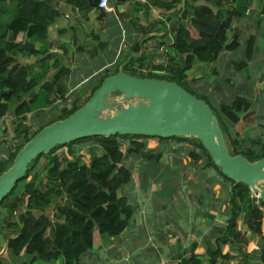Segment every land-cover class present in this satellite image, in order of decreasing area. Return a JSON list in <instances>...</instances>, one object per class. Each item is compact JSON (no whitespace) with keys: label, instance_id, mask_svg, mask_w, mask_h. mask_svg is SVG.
Returning a JSON list of instances; mask_svg holds the SVG:
<instances>
[{"label":"trees","instance_id":"16d2710c","mask_svg":"<svg viewBox=\"0 0 264 264\" xmlns=\"http://www.w3.org/2000/svg\"><path fill=\"white\" fill-rule=\"evenodd\" d=\"M61 2L77 8L84 17L94 9L92 0H0V119L6 115L15 117L12 123L15 125L13 138L16 141L7 148V157L0 158V175L12 165L19 149L40 129L80 108L110 74L122 69L142 78L173 81L187 89L189 71L197 61L211 63L221 52L239 47L238 36L230 37L228 31L232 29L233 20L246 10L242 0L231 7L224 5L223 0H151V4L157 7L166 10L179 8L178 12L182 11L171 26L174 41L170 60L148 64L146 57L153 52H145L144 40L136 42L134 56L128 53L124 59H119L113 69H106L91 94L83 101L76 98L69 107L66 104L69 101L66 96L68 87L64 79L71 73V66L52 52L49 41V28L63 13ZM145 8L146 15H149L148 4H145ZM121 15L123 20L127 17ZM132 23L145 34L154 30L161 31L165 27L164 20L151 21L146 25L135 20ZM64 31L62 29L60 32ZM98 39V52L109 47L108 40ZM255 40L254 35L247 39L245 59L235 62L237 68L247 66L253 57ZM21 55L35 57L37 66L21 63ZM181 55L185 56L184 68L180 62ZM153 69L165 73H154ZM59 99L64 105L55 114L54 103ZM247 101L238 95L231 104L221 102L214 112L230 153L242 154L250 161H256L264 156V144L256 140L259 145L252 148L246 146L247 142L238 139L244 133L241 113L246 103L250 104ZM49 111L54 113L50 120L46 119L37 130L31 131L27 123L28 114L44 116ZM225 120L236 126V131H229ZM146 137L95 135L59 145L58 148L62 149L60 152H55L56 147L34 159L25 176L0 205V234L8 237V246L12 252L16 255L23 251L29 253L32 261L63 256L70 264L79 263L83 253L95 247L99 240L106 243L111 237L122 233L129 222L125 210L130 205L125 197L119 196L118 191L132 178V170L122 163L124 155L134 153L145 157H160L163 154L162 151L146 149V143L142 140ZM159 139L164 146L170 142H190L191 156L199 159L206 155L208 163L222 171L198 138L175 136ZM123 140H128L124 149ZM82 141L90 143L88 159L78 150ZM231 204L224 235L218 237L213 249H208L210 263H216L221 257H233L222 252V245L226 242L236 240L243 245L246 244L244 241L248 242V239L242 238L237 223L239 214L245 212L252 234L259 237V253L264 264V202H256L248 185L233 181ZM52 205L55 210L53 216L47 211ZM14 225L18 226V230H11ZM11 232L15 235L10 236ZM242 253L246 254L243 249ZM202 261V256L192 254L182 264H202Z\"/></svg>","mask_w":264,"mask_h":264},{"label":"crops","instance_id":"0c3cea01","mask_svg":"<svg viewBox=\"0 0 264 264\" xmlns=\"http://www.w3.org/2000/svg\"><path fill=\"white\" fill-rule=\"evenodd\" d=\"M237 1L223 0L224 5L230 7L236 6ZM242 1L246 10L233 20L232 29L228 31L230 37L238 36L240 45L233 50L221 52L213 61L219 62L215 65L216 68L211 69L215 79L201 92L213 101L216 108H219L221 102L231 104L238 95L250 102L246 103L250 106L249 109L241 113L244 133L238 139L247 142L246 146L255 148L259 145L256 140L264 144V0ZM150 2L151 0H115V11L105 12L103 18H100L101 11L98 8H94L84 17L77 8L60 3L62 16L49 28L52 52L68 64L70 62L67 60H76L77 55L82 57L91 52L94 57H98L103 54L102 62L90 72L81 73L77 80L73 76L75 70L69 64L71 73L64 81L69 89L67 95L74 93L78 86L86 84L89 78L96 77L91 85L80 91L82 94L77 90L76 97L81 101L86 99L100 75L108 68L113 69L119 59H124L128 53L134 56V44L141 40H144L146 53H150L151 47H154L151 50L153 54L157 52L156 55L163 56L162 61L154 62L155 56L148 55V64L170 60L165 52H173L171 26L182 11L178 12L179 8L166 10L155 5L151 8ZM145 4L150 8L149 15H146ZM121 14L127 17L123 20ZM134 20L142 25L164 20L165 27L161 31L154 30L145 34L132 23ZM62 29L65 30L64 33L60 32ZM251 35L256 39L253 57L247 66L239 69L235 62L245 59L247 39ZM64 37H69V41ZM97 37L108 40L109 47L98 52ZM164 47L169 50L162 49ZM202 63L197 61L189 73H196ZM29 64L37 66L36 58L33 57ZM202 78L200 74H189V82L196 85L201 83ZM61 101L59 99L54 105L63 102ZM32 116L28 114V120ZM14 119L13 115L0 119V158L5 157L9 145V138L2 136V133L6 129L8 132L7 123H12ZM225 121L229 131H236V126ZM142 140L146 143V149L162 151L163 154L160 157H145L134 153L124 155L122 163L132 170V178L121 186L118 194L125 197L130 205L125 210L129 218L127 226L122 233L111 237L106 243L99 240L95 247L83 253L79 263L73 264H182L192 254L202 256V264H211L208 249H213L217 245L218 237L223 236L226 231L232 205L233 181L216 166L210 165L208 156L199 159L191 156L190 142H170L164 146L158 137H146ZM126 144L128 140H123V149ZM81 147L84 145L79 146V152ZM47 211L53 216L54 205ZM237 223L243 234L242 238L248 239V242L244 241V245L236 240L226 242L222 245V252L233 257H221L214 264H262L259 237L252 234L245 212L239 214ZM11 230H18V226H12ZM262 232L264 234V217ZM14 235L11 232L10 236ZM242 249L246 254L242 253ZM0 264L70 263L63 256L32 261V255L24 251L16 255L8 246V237L0 234Z\"/></svg>","mask_w":264,"mask_h":264},{"label":"water","instance_id":"95a60500","mask_svg":"<svg viewBox=\"0 0 264 264\" xmlns=\"http://www.w3.org/2000/svg\"><path fill=\"white\" fill-rule=\"evenodd\" d=\"M99 1L92 0L94 8ZM104 16L101 10L100 18ZM180 59L184 68L185 56ZM115 93L121 96L112 97ZM105 112L109 113L101 116ZM116 134L196 137L227 178L245 183L264 202V156L250 161L242 154H231L218 117L207 100L176 82L142 78L121 69L107 76L80 108L40 129L19 149L12 165L0 175V205L38 156L71 141Z\"/></svg>","mask_w":264,"mask_h":264},{"label":"rangeland","instance_id":"374dc122","mask_svg":"<svg viewBox=\"0 0 264 264\" xmlns=\"http://www.w3.org/2000/svg\"><path fill=\"white\" fill-rule=\"evenodd\" d=\"M115 2V0H112V4ZM114 5V4H113ZM149 5L151 6V8H152V4H151V2L149 3ZM78 10V9H77ZM100 10V9H99ZM101 11V10H100ZM70 35V34H69ZM64 39H66L67 41H69V37H64ZM54 42H55V40H54ZM57 44V43H56ZM152 49L154 48V47H151ZM151 49V50H152ZM150 50V52H152ZM155 50V49H154ZM165 52V51H164ZM157 53V52H156ZM156 53L155 54H153V56H155L154 57V62H157V61H162L163 60V56L162 55H159V54H157L156 55ZM165 54L167 55L166 57H170L171 58V55H172V53H169V52H165ZM77 57V59L75 60L74 58H73V60L72 59H68L67 61L68 62H70L69 64L74 68V70H75V74L73 75L74 76V79L75 80H77V79H79V77L81 76V73H85V72H90L94 67H97L98 65H99V63H101L102 62V60H103V54L102 55H99L98 57H94V55L93 54H91V53H88V54H84V55H82V57L81 56H79V55H77L76 56ZM166 57L164 58V60L166 59ZM63 58H65V57H63ZM153 58V57H152ZM32 60H33V56H31V55H21L20 57H19V61L21 62V63H24V64H27V65H30L29 64V62H32ZM64 61H66V60H64ZM76 61H77V63H76ZM219 64V62H212V63H202V65H201V67L197 70V72L196 73H193V72H191V73H189L190 75H197V74H200V75H202L203 76V78L200 80L201 81V83L200 84H197V85H200V87H196L197 85L196 84H194V83H190L189 82V84L187 85V89L189 90V91H191V93L192 94H194L195 96H202V97H204L209 103H210V105H212V107H213V109H214V111H215V109H216V107L214 108V104H212L213 103V101L212 100H209V98L204 94V93H202L201 91H202V89H204V87H206L209 83H211V81L213 80V79H215V75H214V73L213 72H211V69L212 68H216L215 67V65H218ZM114 68V67H113ZM190 72V71H189ZM68 77H66L65 79H64V81L67 79ZM96 78V77H95ZM95 78H89V81L88 82H86V84H84V85H82V86H78L77 87V90H78V92H79V94H82L80 91H82L87 85H91L93 82H94V80H95ZM68 84V83H67ZM77 90H75V92L74 93H72L71 95H67L66 94V96L68 97V100H69V104H68V106L70 107V106H72V104H73V101L74 100H76V95L78 94L77 93ZM68 92H69V89H68ZM121 96V93H115L112 97H114V98H118V97H120ZM70 98V99H69ZM62 102V101H61ZM63 104V102L62 103H60V102H58L57 103V105H55L54 106V113L55 114H58L59 112H60V109H61V107L63 106L62 105ZM249 107L250 106H247L245 109H244V111L245 110H248L249 109ZM46 110V109H45ZM54 113H52V112H47L44 116H40V115H38V114H36V115H33L32 117H31V119L29 118V120L27 121V123H28V126H29V128H30V130L31 131H35V130H37L39 127H40V124L42 123V122H44V121H46V119H49L50 117H52V115H54ZM109 112H105V113H101V116H106V114H108ZM50 120V119H49ZM7 125H8V132H7V129L2 133V136H4V137H7V138H9L8 139V141H9V145H8V147L9 146H11L12 145V143L14 144V143H16V141L14 140V138H13V129H14V124L13 123H7ZM9 127H10V129H9ZM6 132V133H5ZM88 141H82V144L84 145V147H81L80 148V151L82 152L83 151V153H81L82 154V156H84L86 159H88L89 157H90V153H91V148L90 147H88L89 146V144L87 143ZM77 144H75V146H76ZM79 145V144H78ZM82 145V146H83ZM7 147V148H8ZM83 148H85V149H83ZM58 150V152H60L62 149L61 148H58V146H57V149L55 150V152ZM5 157H7V152H6V154H5Z\"/></svg>","mask_w":264,"mask_h":264},{"label":"built area","instance_id":"2783aa9c","mask_svg":"<svg viewBox=\"0 0 264 264\" xmlns=\"http://www.w3.org/2000/svg\"><path fill=\"white\" fill-rule=\"evenodd\" d=\"M97 8L100 10H103L104 12H114L115 11V7L112 4V0H100L98 2ZM170 37L172 38V42H173L174 41L173 34H170ZM162 49L167 50V51L169 50V48H167V47H164ZM152 72H154V73H165V71L157 70V69H153ZM252 195H253V197L256 198V202L258 204H260V201H261L260 197L258 195H254V194H252Z\"/></svg>","mask_w":264,"mask_h":264},{"label":"clouds","instance_id":"9594fccd","mask_svg":"<svg viewBox=\"0 0 264 264\" xmlns=\"http://www.w3.org/2000/svg\"><path fill=\"white\" fill-rule=\"evenodd\" d=\"M173 34V33H172ZM173 42H171V45H172Z\"/></svg>","mask_w":264,"mask_h":264}]
</instances>
